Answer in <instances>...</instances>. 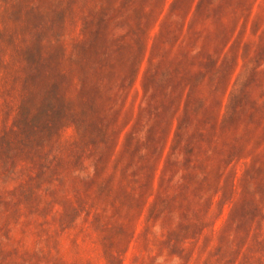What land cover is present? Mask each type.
Wrapping results in <instances>:
<instances>
[{"label": "rangeland", "instance_id": "rangeland-1", "mask_svg": "<svg viewBox=\"0 0 264 264\" xmlns=\"http://www.w3.org/2000/svg\"><path fill=\"white\" fill-rule=\"evenodd\" d=\"M0 264H264V0H0Z\"/></svg>", "mask_w": 264, "mask_h": 264}]
</instances>
